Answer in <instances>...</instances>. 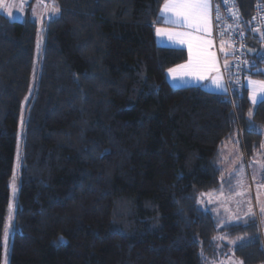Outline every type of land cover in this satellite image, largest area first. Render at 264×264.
Here are the masks:
<instances>
[{
	"label": "trees",
	"instance_id": "1",
	"mask_svg": "<svg viewBox=\"0 0 264 264\" xmlns=\"http://www.w3.org/2000/svg\"><path fill=\"white\" fill-rule=\"evenodd\" d=\"M164 1L53 0L40 40L28 12L0 13V264L12 197L8 264H209L224 257L218 235L264 264L255 215L223 226L197 203L234 192L224 144L242 165L264 156V98L243 84L264 78V31L246 35L237 72L230 45L227 91L173 86L166 72L187 54L155 39ZM236 1L246 21L257 0Z\"/></svg>",
	"mask_w": 264,
	"mask_h": 264
},
{
	"label": "rangeland",
	"instance_id": "2",
	"mask_svg": "<svg viewBox=\"0 0 264 264\" xmlns=\"http://www.w3.org/2000/svg\"><path fill=\"white\" fill-rule=\"evenodd\" d=\"M52 4L50 6V4ZM57 8L54 5L53 0H0V13L5 15L9 19L21 20L24 18V13L28 12L31 18H33L38 26L37 37L41 39L42 27L44 26L45 21L48 19L50 12L53 13V10ZM26 11V12H25ZM31 11V12H30ZM11 13V15H9ZM32 15H31V14ZM53 15V14H52ZM223 42V43H222ZM227 43V47L225 45ZM219 47L222 51L230 49V43L228 39H224L220 42ZM41 44L35 48L34 51V60H33V70L31 75L30 87L34 84L36 73L39 67V54H40ZM225 48V49H224ZM262 46L258 47L256 54L259 55L261 52ZM262 71L264 68L260 65L253 68V71ZM245 78V77H244ZM243 78V80H244ZM253 78L246 76L245 80ZM257 81H264V78H257ZM244 87L249 90V100L253 102L252 99V89L255 88V85L247 84V81L244 82ZM261 93H257V101L262 99L264 96H261ZM25 104L23 105L24 108ZM24 110L22 111V113ZM22 116V114H21ZM22 118V119H21ZM21 123L23 117H20ZM22 126V124H21ZM20 126V129H21ZM21 139H18L20 142ZM20 150H17V161L15 164V170L12 175L11 188L16 184L18 176V163L20 159ZM237 154L235 149L230 144H224L223 147V163L222 166L230 173L235 170L236 177L234 178V192L225 193L224 191L220 192H211V191H201L197 193V203L203 209L210 210L213 214L218 215L221 223L230 220L232 215L244 216V213L247 211L250 206L255 213V216L258 219L259 231L262 241V246L264 249V215L259 211L261 206H264V156H253L249 158V161L244 162L242 165V160ZM241 163V166L237 164ZM248 165V166H247ZM236 167V168H235ZM234 168V169H233ZM226 173V172H225ZM227 174V173H226ZM238 193H243V195H238ZM259 197V202L257 201ZM14 200V197H12ZM10 201L6 215H5V225L2 233L3 239V250L1 264H8V253H9V237L10 230L13 226V209L14 202ZM239 203V207L237 206ZM223 235H218L219 243L225 246L223 249L224 257L219 259V262L212 261L214 263L209 264H239L240 260L235 257L232 252V247L234 246V238L222 239ZM234 242V243H233ZM221 245V246H222ZM222 246V247H224Z\"/></svg>",
	"mask_w": 264,
	"mask_h": 264
},
{
	"label": "snow or ice",
	"instance_id": "3",
	"mask_svg": "<svg viewBox=\"0 0 264 264\" xmlns=\"http://www.w3.org/2000/svg\"><path fill=\"white\" fill-rule=\"evenodd\" d=\"M58 12L59 9L55 8L52 14H56ZM161 14L165 17L166 22H182L191 30L188 32L171 33L167 29L159 27L156 28L157 34H168L170 37L174 35L179 39V43H186L188 45L190 60L188 64L180 65L178 67L187 69L188 71L186 74L193 75L197 79L204 80L206 78H211L212 82L217 87L223 88L224 91H227V89L224 88L222 78L220 76L209 77V74L213 71L218 72V69L215 68V53L209 51L212 41L210 39H205L202 35L193 34L194 32L208 34L211 33L209 0H180V2H166L162 8ZM9 15H11V13H9ZM217 19H219L218 14ZM169 72H175V69H169ZM249 83L256 86L252 89V99L255 103L257 99V93L259 92L264 94V81H249ZM261 147H264V145ZM238 195H243V193H238ZM257 201L259 202V197H257ZM239 203L240 202H237L238 207ZM259 211L262 215H264V206H261ZM254 215L255 213L253 212V209L249 206L247 211L244 213L243 218L246 219L247 217ZM241 219L242 217L239 215H232L230 220L224 222L223 226H227L232 222H238ZM226 238L227 237H222V239ZM62 239L63 238H61V240ZM239 264H243V261H240Z\"/></svg>",
	"mask_w": 264,
	"mask_h": 264
},
{
	"label": "built area",
	"instance_id": "4",
	"mask_svg": "<svg viewBox=\"0 0 264 264\" xmlns=\"http://www.w3.org/2000/svg\"><path fill=\"white\" fill-rule=\"evenodd\" d=\"M218 8V13H217ZM217 14L219 19H217ZM212 26L213 37L218 45L224 39H228L235 54L233 67L235 72L242 66L246 49V35L251 32L264 31V0H257L252 8L249 18L245 21L236 0H212ZM261 67L264 68V49L261 54ZM249 63L252 61L249 59ZM237 86L242 84L237 81Z\"/></svg>",
	"mask_w": 264,
	"mask_h": 264
},
{
	"label": "crops",
	"instance_id": "5",
	"mask_svg": "<svg viewBox=\"0 0 264 264\" xmlns=\"http://www.w3.org/2000/svg\"><path fill=\"white\" fill-rule=\"evenodd\" d=\"M166 2H180V0H165L160 9H159V20L161 21L160 24H157L155 26V39L157 41V43H159L160 45L163 46H169V47H179V48H183L186 51L187 57L186 59L179 63L176 64L172 67H170L169 69H175V72H169V69L166 72V77L168 82L173 85V86H186V85H198L200 87H202L205 90L208 91H213V92H225L223 88L217 87L213 82L211 78H206L204 80H200L197 79L195 76L193 75H188L187 73V69L184 68H180L178 66L180 65H186L188 64L189 60H190V53H189V48L188 45L185 44H181L179 43V39L177 37L173 36H169L168 34H157L156 32V28H164L169 30L171 33H181V32H188L191 31L185 24L181 23H168L165 21V17L161 14L162 12V8L164 6V4ZM50 4V3H49ZM209 4H210V23H211V33H193L194 35H202L204 36L205 39H210L212 41V45L209 49V51L214 52L215 53V68L218 69L217 71H213L212 73L209 74V77H215V76H220L222 78V83L224 85V88L227 89V82H228V78H227V74L225 71H223V68L226 67L227 65V69L229 67V60L227 59L228 57V50L222 51L219 47V44L217 45L214 37H213V26H212V0H209ZM52 4H50L51 6ZM26 12V11H25ZM31 12V11H30ZM27 13V12H26ZM26 13H24V17L26 15ZM31 14V13H30ZM32 15V14H31ZM51 12L50 15L51 16ZM43 30V27H42ZM226 47L228 46L227 43L225 42ZM246 78V77H245ZM243 80V84L245 81H247L248 87L249 85H251L249 83V81H257V78H249L245 80ZM247 93L249 96V90L247 89ZM261 96H264V94H262ZM264 98V97H263Z\"/></svg>",
	"mask_w": 264,
	"mask_h": 264
},
{
	"label": "water",
	"instance_id": "6",
	"mask_svg": "<svg viewBox=\"0 0 264 264\" xmlns=\"http://www.w3.org/2000/svg\"><path fill=\"white\" fill-rule=\"evenodd\" d=\"M27 1H29V0H27ZM246 51H247L248 53H250V54H253L254 49H252V48H247Z\"/></svg>",
	"mask_w": 264,
	"mask_h": 264
}]
</instances>
